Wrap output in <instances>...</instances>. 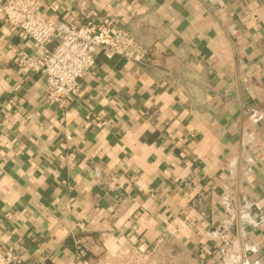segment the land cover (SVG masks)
<instances>
[{
    "label": "crops",
    "instance_id": "crops-1",
    "mask_svg": "<svg viewBox=\"0 0 264 264\" xmlns=\"http://www.w3.org/2000/svg\"><path fill=\"white\" fill-rule=\"evenodd\" d=\"M43 11L109 17L149 61L97 52L60 109L44 75L16 65L36 51L0 14V251L16 246L23 264H264V118L246 112L264 107V0Z\"/></svg>",
    "mask_w": 264,
    "mask_h": 264
},
{
    "label": "built area",
    "instance_id": "built-area-1",
    "mask_svg": "<svg viewBox=\"0 0 264 264\" xmlns=\"http://www.w3.org/2000/svg\"><path fill=\"white\" fill-rule=\"evenodd\" d=\"M53 7L57 4L53 3ZM44 0H0V14L23 41H31L36 54L19 51L16 65L29 72H41L45 79L44 100L64 109L67 99L80 93V78L95 63L97 52L115 55L140 64L149 61L148 46L138 42L109 17L99 22L88 20L74 25L55 21L45 15ZM53 44V45H52ZM253 122L264 118V107H246ZM75 252L85 257L80 238L74 240ZM0 264H23L16 246L0 251ZM83 264H87L84 260Z\"/></svg>",
    "mask_w": 264,
    "mask_h": 264
}]
</instances>
